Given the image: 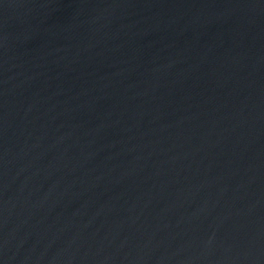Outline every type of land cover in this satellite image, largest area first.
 Segmentation results:
<instances>
[{
    "label": "water",
    "instance_id": "obj_1",
    "mask_svg": "<svg viewBox=\"0 0 264 264\" xmlns=\"http://www.w3.org/2000/svg\"><path fill=\"white\" fill-rule=\"evenodd\" d=\"M0 264H264V0H0Z\"/></svg>",
    "mask_w": 264,
    "mask_h": 264
}]
</instances>
